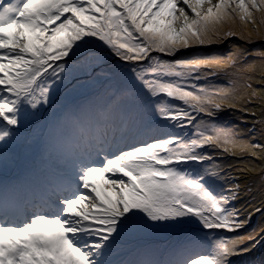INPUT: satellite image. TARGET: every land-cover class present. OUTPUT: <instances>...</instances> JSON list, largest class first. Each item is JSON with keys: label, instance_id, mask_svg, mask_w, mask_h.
<instances>
[{"label": "snow or ice", "instance_id": "1", "mask_svg": "<svg viewBox=\"0 0 264 264\" xmlns=\"http://www.w3.org/2000/svg\"><path fill=\"white\" fill-rule=\"evenodd\" d=\"M0 264H264V0H0Z\"/></svg>", "mask_w": 264, "mask_h": 264}, {"label": "rangeland", "instance_id": "2", "mask_svg": "<svg viewBox=\"0 0 264 264\" xmlns=\"http://www.w3.org/2000/svg\"><path fill=\"white\" fill-rule=\"evenodd\" d=\"M240 43H242V42H240ZM250 47H258V44L250 45ZM256 86L258 87L259 85H256ZM232 119L234 120V123H237V120L235 118H232ZM227 120H228V118H226V122H227ZM252 142L253 143H257V142H262V141H260L259 138H258L257 140H253ZM228 159H230L231 163H233L234 165H237V164H240L242 162V160H246V159H249V158L248 157L241 158V157L228 156Z\"/></svg>", "mask_w": 264, "mask_h": 264}, {"label": "trees", "instance_id": "3", "mask_svg": "<svg viewBox=\"0 0 264 264\" xmlns=\"http://www.w3.org/2000/svg\"><path fill=\"white\" fill-rule=\"evenodd\" d=\"M249 59H253L252 57H249ZM259 87V86H258ZM67 91V90H66ZM227 123L229 124H233L234 120L232 118H228ZM237 123H239V121H237ZM241 127H243V125H241ZM218 162H222V163H231L230 159H228V157L224 158V160H220L218 158ZM256 163H259V161H256Z\"/></svg>", "mask_w": 264, "mask_h": 264}, {"label": "bare ground", "instance_id": "4", "mask_svg": "<svg viewBox=\"0 0 264 264\" xmlns=\"http://www.w3.org/2000/svg\"><path fill=\"white\" fill-rule=\"evenodd\" d=\"M244 138L247 139L248 138L247 135Z\"/></svg>", "mask_w": 264, "mask_h": 264}]
</instances>
